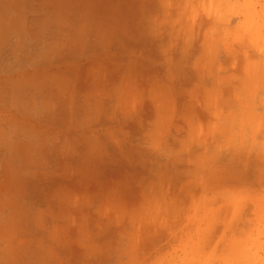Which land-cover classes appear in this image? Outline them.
Wrapping results in <instances>:
<instances>
[{"label":"crops","instance_id":"1","mask_svg":"<svg viewBox=\"0 0 264 264\" xmlns=\"http://www.w3.org/2000/svg\"><path fill=\"white\" fill-rule=\"evenodd\" d=\"M224 7L0 0V264L146 255L180 173L227 129L223 83L204 75Z\"/></svg>","mask_w":264,"mask_h":264},{"label":"rangeland","instance_id":"2","mask_svg":"<svg viewBox=\"0 0 264 264\" xmlns=\"http://www.w3.org/2000/svg\"><path fill=\"white\" fill-rule=\"evenodd\" d=\"M224 9L204 75L223 83L227 129L211 131L218 136L204 163L196 155L189 164V183L180 173L133 264H264V0H225Z\"/></svg>","mask_w":264,"mask_h":264},{"label":"bare ground","instance_id":"3","mask_svg":"<svg viewBox=\"0 0 264 264\" xmlns=\"http://www.w3.org/2000/svg\"><path fill=\"white\" fill-rule=\"evenodd\" d=\"M244 57H245V55H244ZM248 57V56H247ZM250 57H251V55H250ZM244 59H246V58H244ZM249 59V58H248Z\"/></svg>","mask_w":264,"mask_h":264}]
</instances>
